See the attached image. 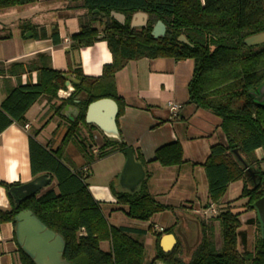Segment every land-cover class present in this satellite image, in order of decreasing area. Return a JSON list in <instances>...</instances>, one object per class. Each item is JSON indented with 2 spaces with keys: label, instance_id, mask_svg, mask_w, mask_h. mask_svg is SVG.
Segmentation results:
<instances>
[{
  "label": "trees",
  "instance_id": "obj_1",
  "mask_svg": "<svg viewBox=\"0 0 264 264\" xmlns=\"http://www.w3.org/2000/svg\"><path fill=\"white\" fill-rule=\"evenodd\" d=\"M39 0H0V11L31 5ZM79 2L77 7L85 10L80 18L81 30L71 35V49H79L105 40L112 53V61L103 66L99 76L86 75L81 65H70L67 71L54 69L44 55H39L41 64L13 63L7 69L0 67V75L22 74L38 71V81L19 83L11 88L0 104V134L13 123L25 126L26 113L40 98L45 97L55 114L67 103L79 107L78 117L67 123L66 132L54 149L50 139L42 144L36 136L29 135L31 171L34 177L48 173L56 186L44 193L15 203L9 194L11 207L0 210V223L12 222L22 210L33 213L51 230L61 234L66 242L63 258L72 264H143L146 256L144 243L132 236L146 230L111 224L103 213L85 181L89 169L85 167L95 156L103 157L115 151L131 147L123 139L104 136L97 154L92 152L96 125L86 122L90 103L112 98L118 106V116L125 109V100L116 86V73L130 60L143 57H171L176 60L191 58L194 71L189 82L188 102L207 109L221 119L220 127L226 143L211 146L210 154L202 163L208 180L210 201L220 204L230 183L243 180L241 194L246 198L244 211L256 213L258 231L253 249L246 245L247 235L242 231L241 212L229 207L221 208L216 216L219 223L222 245L216 248L214 228L201 221V238L189 260L180 252V245L165 252L160 246L162 230L155 233V255L150 264H264V233L255 201L264 196V171L256 150L264 152V104L250 95L264 82V43L248 45L245 39L264 32V0H67ZM112 12L125 15V23L114 18ZM148 15L146 26L132 27L135 13ZM162 20L166 34L155 38L154 25ZM24 32L33 31V37H47L42 28L39 33L31 23L21 26ZM185 36L189 43L180 39ZM51 37L55 44L61 39L57 29ZM69 53V52H68ZM70 83L71 87L67 86ZM60 126V125H59ZM58 126V127H59ZM54 131L53 137L56 135ZM88 134L82 136V128ZM90 141V142H89ZM75 143L86 160L84 168H77L66 154L67 145ZM91 149V150H90ZM135 158L147 163L141 151L134 149ZM264 160V158H263ZM153 161L162 166H179L184 160L180 141L160 146ZM249 166L256 169L254 186L246 180ZM88 167V166H87ZM147 173L139 188L134 191L118 190L111 183V190L118 204L126 206L129 217L147 221L155 214L172 209L158 202L148 190ZM20 183L0 180L7 190ZM231 203L228 202L227 206ZM151 229V226L148 228ZM16 239V235H15ZM107 242L108 249L101 243ZM20 264H36L19 245Z\"/></svg>",
  "mask_w": 264,
  "mask_h": 264
},
{
  "label": "crops",
  "instance_id": "obj_2",
  "mask_svg": "<svg viewBox=\"0 0 264 264\" xmlns=\"http://www.w3.org/2000/svg\"><path fill=\"white\" fill-rule=\"evenodd\" d=\"M78 3H70L67 0H39L35 4L0 11V67L7 69L13 63L34 62L40 65L39 55H44L54 69L67 71L70 65L80 64L86 75H101L103 66L112 61V53L105 40L79 49H71V35L81 30L79 17L85 13L84 9L77 7ZM143 20V17L134 15L131 22L136 27H141ZM28 23L36 25V31L39 33L43 28L47 37H33L32 30L24 32L21 26ZM55 29L58 30L61 39L59 44H55L51 37ZM193 71L194 60L191 58L176 60L171 57H143L130 60L116 73L117 91L126 103L123 114L116 119L120 137L134 149L138 148L147 161L143 166L146 175L147 173L150 175L149 192L158 202L173 207L155 214L151 218L154 219L151 229L141 227L135 222L116 224L146 230L141 234L143 238L140 241L144 245L147 243L153 245L151 259L155 255V233L161 232V228L169 229L161 233L160 246L163 251L169 252L180 245L181 253L187 249L189 255L192 254L193 248L185 232L188 228L185 226L187 223H181L179 217H189L188 219L197 224L196 245L201 238V221L212 225L216 248H220L222 242L217 245V213L212 212V209L217 210L230 201L229 205L233 206L235 199L232 197L241 194L244 184L243 180L234 181L230 183L220 204L210 201L208 180L202 163L210 154L212 145L226 143V136L220 127L221 119L218 116L188 102V86ZM28 81L36 83L38 71L22 74L6 72L0 75V104L11 88ZM67 86L71 87L68 83ZM170 101L181 104V108L175 114L170 110ZM66 105L68 106L64 110L65 114H61L60 111L59 116L55 114L48 100L42 97L26 113L28 128L13 123L0 134V180L23 184L34 178L30 164L29 135L39 131L36 136L38 141L47 144L52 139L51 146L55 149L66 132L67 123L64 119H68L67 116L72 114L75 104ZM57 127L58 131L53 137ZM61 129L63 134L56 142ZM104 136L106 135L100 129L95 133L96 139H104ZM174 141H180L182 144L185 160L182 165L162 166L159 162L153 161L155 151L160 146ZM76 146L70 142L66 147V154L73 164L75 161L69 153L75 150ZM119 156L121 159L119 170L109 178L105 188L93 185L89 186V189L100 202L107 219L114 216V220L118 217L121 221L122 216L127 215L126 206L117 203L111 190V183L118 190H128L121 184L120 173L127 157L120 154ZM256 156L260 163L264 161L262 148L256 150ZM252 169L253 167L249 166L246 170L248 181L250 179L248 172ZM251 175L253 179L256 178L255 175ZM230 190L234 195L231 199L225 200ZM238 201L245 204L247 199L242 198ZM10 207L8 190L0 185V210L7 211ZM185 212L194 217L187 216ZM246 216H253L252 212H248ZM135 234L137 233H132V236ZM101 247L108 249L107 242L101 243ZM186 254L182 253V256L185 257ZM0 264H20L19 244L15 239V226L12 222L0 223Z\"/></svg>",
  "mask_w": 264,
  "mask_h": 264
},
{
  "label": "water",
  "instance_id": "obj_3",
  "mask_svg": "<svg viewBox=\"0 0 264 264\" xmlns=\"http://www.w3.org/2000/svg\"><path fill=\"white\" fill-rule=\"evenodd\" d=\"M116 20L125 23V15L118 12H112ZM137 17H143L142 26H146L148 15L145 12H137L134 14ZM132 27L136 25L131 22ZM31 34V33H29ZM166 34V25L162 20H158L153 27L152 35L155 38L163 37ZM28 35V34H26ZM180 39L189 43L185 36ZM248 45H256L264 43V32L252 35L245 39ZM68 84H70L68 82ZM250 95L258 103L264 104V82L255 90L251 91ZM61 110V114H65V109ZM72 114L68 115V119L74 121L80 109L77 105H73ZM119 106L112 98H102L89 104L86 112V122L96 125L107 137L120 140V133L117 126ZM126 162L121 171V184L128 188L131 192L136 191L143 179L146 176L144 166L137 161L133 148L128 147L125 150ZM52 183V177L48 173L34 177L31 181L14 185L10 187L8 193L13 196L15 203L36 195L43 188ZM258 217L263 224L264 233V196L257 199L254 203ZM15 235L18 244L22 249L34 259L36 264H72L63 258V252L66 246L64 237L49 229L32 210H22L16 216ZM168 249V246L167 248ZM158 264H167L160 262Z\"/></svg>",
  "mask_w": 264,
  "mask_h": 264
},
{
  "label": "rangeland",
  "instance_id": "obj_4",
  "mask_svg": "<svg viewBox=\"0 0 264 264\" xmlns=\"http://www.w3.org/2000/svg\"><path fill=\"white\" fill-rule=\"evenodd\" d=\"M62 134H63V129H61L59 134L57 135L56 140H55L56 142H57V140H59V137H61ZM87 134H88V129L83 127L82 128V136L87 135ZM93 142H94V146H93L92 152L95 150V148H98V146L100 144H102L103 139L99 138V139L94 140ZM93 153L97 154L98 152L96 151ZM119 154L122 156H126V153L124 151H115V152L107 154L103 157H99L97 155L94 157L92 162L87 165L88 167L86 166L87 168H89V172L87 173L88 177L86 178L85 181L88 183V185L90 187L95 185V186L105 188L109 178H112V176H114V174L119 170V166L121 164V159L119 158L120 157ZM69 155L75 161L74 162L75 167H77V168H84L85 167L86 160H85V158H83L78 146H76L75 150H73L71 153H69ZM259 166H260V170L264 171V161L262 163H260ZM121 171H122V169H121ZM121 171H120V173H121ZM251 174L255 175L256 178L253 179L251 177L252 176ZM248 177H250V179L248 181L249 185L254 186L256 184L255 182L257 179V174H256L255 168L252 169L250 172H248ZM55 186H56V182L53 181L50 185L43 188L41 190V193H44L47 190H49ZM233 195H234V193L231 192V190H230V192H228L226 194L225 200L231 199V197ZM238 196L239 195H237V196L234 195L232 197L233 200L235 199L233 201L234 202L233 206H231V205L227 206V204H226L222 207L217 208V214L219 213L221 208L223 209L225 207H229L235 212L242 211L241 216H240L241 220H242L241 229H242V231H244L246 233L247 238H246V245H244V246L241 245L240 248H241V250H243L245 247L246 248L248 247L249 249H253L255 235L258 231L257 223L255 220L256 219V213L254 211H249V212H252L253 216L247 217L246 214L248 212L244 211V209H245L244 204H242V202L238 201V200H240V199H237ZM103 202H105V200ZM180 210L182 211L183 209H180ZM184 214H186L187 216H190V217H194V216H191L192 214H187L186 212ZM188 218L189 217H179V220L181 223H185V224L187 223V225H185L186 227L188 226V228L185 230L186 236L189 238L190 245L192 246V248L194 250V247H196L195 242H196V237H197V235H196L197 224L195 223V221H192ZM108 220L111 224H115V225L118 224L117 222H123L124 224L135 222V223H138L139 226H141V227H150L152 225V222L154 221V219H150L147 221L136 220V219H133L127 215H123L121 221L118 219V217H117V220H114V216L111 218L109 217ZM134 237L137 238L138 240L143 238V236L141 234H135ZM221 242H222V238H221V234H220V227H219V223L217 221V245L219 246L221 244ZM145 247H146V256H145V260H144L143 264H150V262H151L150 256H151V252L153 251V245H150L149 243H147V244H145ZM182 253H187L186 256L184 257L186 260L190 259L191 255H189V251H187V249L184 250Z\"/></svg>",
  "mask_w": 264,
  "mask_h": 264
},
{
  "label": "built area",
  "instance_id": "obj_5",
  "mask_svg": "<svg viewBox=\"0 0 264 264\" xmlns=\"http://www.w3.org/2000/svg\"><path fill=\"white\" fill-rule=\"evenodd\" d=\"M169 104H170V110L172 111L173 114H175L176 112H178V110L181 108V104L175 103L173 101H170ZM28 127H29V125L26 124L25 125V128H28ZM94 151L96 152L97 150H94ZM212 212L217 213V210L213 208L212 209ZM161 230H164V229L161 228Z\"/></svg>",
  "mask_w": 264,
  "mask_h": 264
}]
</instances>
